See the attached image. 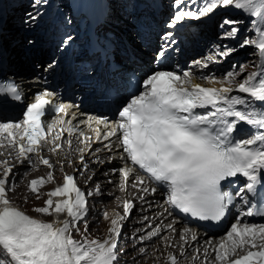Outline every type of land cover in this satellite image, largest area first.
<instances>
[{"label": "snow or ice", "instance_id": "1", "mask_svg": "<svg viewBox=\"0 0 264 264\" xmlns=\"http://www.w3.org/2000/svg\"><path fill=\"white\" fill-rule=\"evenodd\" d=\"M41 2L35 0L36 4ZM196 2L188 0L189 4ZM174 7L178 10L169 28L186 18L198 20L221 7H231L255 18L251 22L255 38L247 34L241 37L242 20L224 19L220 27L227 26V29L222 38L236 40L237 45L219 46L215 55L195 64L207 68L209 62H219L216 57L227 59L237 48L253 47L259 56L257 71L242 79L237 78L242 75L244 66L227 71L220 79L201 75L199 79L213 85L206 87L194 83L197 77L192 71L178 75L169 70H154L143 81V90L121 107L115 127L103 135V140L115 136L116 147L122 150L120 159L133 166L120 170L125 189L134 171L143 172L146 177L137 178L133 185L141 192H166V203L171 208L202 221L219 222L233 203L231 194L222 191L223 181L244 178L245 187L238 194L254 193L258 185L264 184V0H201V7L195 11L185 10L188 5L184 0H176ZM171 37V32L162 36L165 43L155 55L157 61L164 60L169 44L175 43ZM70 39L68 37L64 43ZM234 90L235 95L232 94ZM49 96L48 92L38 94L35 102L23 112L22 120L0 121V148L14 150V159L20 164L27 162L35 167L32 159L35 156L40 165L52 170L46 178L30 181L29 191L37 199H40V188L54 180V165L42 153L47 148L58 154L63 150L64 134L70 138L76 131L70 120L42 124L41 118L52 104L46 98ZM9 98L21 101V90L14 81L0 80V105ZM104 100L102 97L101 102ZM70 107L60 104L54 111L67 116ZM96 123L107 124V121ZM242 124L250 126L246 139L241 136L246 131L240 126ZM80 135L81 142L90 148L92 138ZM95 140H101L99 130H96ZM67 144L71 148V139ZM104 147L110 152L114 150L112 144ZM83 151L80 163L87 171ZM8 155L9 159L0 161V264H119L118 240L122 222L134 207L132 202L123 203L124 216L111 221L107 238L91 239L85 221L88 215L86 194L78 186L76 177L65 174L62 186L49 191L44 206L35 207L33 211L46 216L66 213L68 219L53 222L35 219L14 206L10 199L9 194L18 182L14 180L15 172L10 165L11 152ZM99 193L97 185L87 196ZM241 201L249 210L241 212L218 243L205 242L214 257L209 258V251L205 249L204 264H264V223L245 222L244 219L254 215L264 217V210L254 211L246 195H241ZM23 202H28L26 197ZM81 221H85L84 233L78 227ZM167 228L184 244L198 239L190 227H184L179 233L174 223H169ZM74 231L81 237L79 240L74 238ZM159 234L157 228L148 239ZM180 254L185 255L183 251ZM168 264H179L176 256L169 255Z\"/></svg>", "mask_w": 264, "mask_h": 264}, {"label": "bare ground", "instance_id": "2", "mask_svg": "<svg viewBox=\"0 0 264 264\" xmlns=\"http://www.w3.org/2000/svg\"><path fill=\"white\" fill-rule=\"evenodd\" d=\"M100 7V6H99ZM115 16H118V14H115ZM114 17V16H113ZM128 19H131V16L128 18ZM98 32V31H97ZM177 33V31L175 30V29H173L172 30V36H174L175 34ZM217 34H218V31L217 30H213L212 32H210L209 33V39H211L212 37L211 36H217ZM155 55L156 54H154V58H155ZM144 62V61H143ZM245 63H242V65H244ZM231 65H232V62H227V63H225V67L226 66H229V67H231ZM190 67H191V65H190ZM246 67H248L247 65H245L244 66V69L246 70ZM191 69H193V68H191ZM240 68H236V70H239ZM191 71H193V70H191ZM105 152L106 151H103V153L105 154ZM109 155H105V158L106 159H109ZM110 177V176H109Z\"/></svg>", "mask_w": 264, "mask_h": 264}]
</instances>
